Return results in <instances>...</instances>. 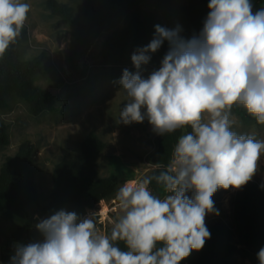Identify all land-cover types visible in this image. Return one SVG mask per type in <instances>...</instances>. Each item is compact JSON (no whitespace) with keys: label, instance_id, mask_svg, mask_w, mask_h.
I'll return each instance as SVG.
<instances>
[{"label":"clouds","instance_id":"clouds-1","mask_svg":"<svg viewBox=\"0 0 264 264\" xmlns=\"http://www.w3.org/2000/svg\"><path fill=\"white\" fill-rule=\"evenodd\" d=\"M30 8L24 0H0V57L21 36ZM208 9L199 34L187 40L179 25H155L151 41L131 55L136 71L125 68L118 81L128 98L120 123L147 120L159 136L184 131L170 163L117 190L120 214L110 232L101 233L95 214L81 219L62 209L36 225L42 241L15 246L10 264H181L203 249L211 237L206 217L220 214L214 194L242 189L264 155V140L233 130L232 118L239 105L264 125V8L209 0ZM165 41L159 69L144 78L142 66ZM153 180L163 198L150 189ZM257 259L264 264V247Z\"/></svg>","mask_w":264,"mask_h":264},{"label":"rangeland","instance_id":"rangeland-1","mask_svg":"<svg viewBox=\"0 0 264 264\" xmlns=\"http://www.w3.org/2000/svg\"><path fill=\"white\" fill-rule=\"evenodd\" d=\"M48 1L24 0L31 8L25 23L29 40L21 56L25 60L43 58V73L34 78V83L52 94L57 109L55 112L33 115L28 105L16 95H10L7 107L0 109V122L7 127L9 140L7 145H0V169L7 157L15 155L20 145L29 141L34 146L35 183L39 194V202L28 205L31 216L28 232L0 215V264L3 252L23 239L28 237L31 243L43 240L36 225L48 218L41 209L50 200L53 169L66 158L78 157L81 143L89 133L94 132L105 143L98 159L99 177L115 173L121 180L128 177L127 183H134L147 177L154 168L147 158L155 151L159 135L152 131L149 123L125 125L119 122L120 109L128 98L118 83L125 68L136 71L131 55L138 47L146 46L152 38L130 47L124 56L114 52L104 57L102 47L106 37L127 26L130 20V14H127L94 29L88 44L72 61L71 34L75 26L53 15ZM106 1L95 0L97 5ZM260 8H264V0L258 4ZM208 12L201 0H150L141 5L142 17L153 15L156 25L169 29L179 25L180 36L186 40L199 34ZM168 48L163 43L156 53L151 54L150 62L142 66L144 78L159 69ZM232 118L236 121L233 130L264 140V125L258 124L256 120L244 119L233 110ZM258 166L252 180L261 186L264 185V155L258 161ZM235 192V189L230 188L220 189L214 194L215 207L220 214H209L206 224L215 220L228 224L231 222ZM64 210L75 212L81 219L95 214L96 225L101 233L110 232L113 221L120 214L116 194L102 200L93 210H83L74 204L66 205ZM228 264L252 263L237 251Z\"/></svg>","mask_w":264,"mask_h":264},{"label":"trees","instance_id":"trees-1","mask_svg":"<svg viewBox=\"0 0 264 264\" xmlns=\"http://www.w3.org/2000/svg\"><path fill=\"white\" fill-rule=\"evenodd\" d=\"M147 1L150 0H108L97 5L95 0H67L65 3L49 0L48 7L53 15L75 26L71 34L70 51L73 61L88 44L94 29L127 14H130L127 26L106 37L102 47L104 57L114 52L124 56L130 47L153 38L155 17L141 15V5ZM201 1L208 8L209 0ZM261 1L251 0L253 12L258 10ZM28 40L29 31L24 25L16 43L0 57V109L7 107L10 95H16L28 105L33 115L55 112L57 107L52 94L34 83V78L43 73V58L25 60L21 56ZM164 44L169 47L167 41ZM232 110L244 119L255 120L242 106L234 105ZM144 122L148 123L147 120ZM183 134V130H178L157 138L156 149L147 158L148 163L155 167L148 176H154L166 168L178 138ZM8 142L7 127L0 122V145H7ZM104 148L105 143L91 132L82 141L78 157L66 158L55 165L50 200L41 209L47 217L64 210L68 204L83 210H93L128 182V177L121 180L115 173L104 178L98 176V159ZM33 155L34 146L24 141L15 155L6 158L0 169V215L24 232L31 228L28 205L39 202ZM149 187L153 194L161 198L166 195L154 180ZM207 228L211 237L203 249L193 251L181 264H228L237 251L252 264H259L257 253L264 247V188L252 180L242 189L236 190L232 198L231 222L228 224L215 220L208 223ZM19 243L31 242L27 237ZM117 243L126 250L123 242ZM16 245L3 252L2 264H10Z\"/></svg>","mask_w":264,"mask_h":264},{"label":"built area","instance_id":"built-area-1","mask_svg":"<svg viewBox=\"0 0 264 264\" xmlns=\"http://www.w3.org/2000/svg\"><path fill=\"white\" fill-rule=\"evenodd\" d=\"M155 168V167H154ZM166 195H167V193H166ZM163 198V197H162ZM207 225V224H206Z\"/></svg>","mask_w":264,"mask_h":264}]
</instances>
